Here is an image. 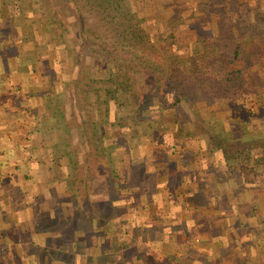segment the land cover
<instances>
[{"label": "rangeland", "instance_id": "rangeland-1", "mask_svg": "<svg viewBox=\"0 0 264 264\" xmlns=\"http://www.w3.org/2000/svg\"><path fill=\"white\" fill-rule=\"evenodd\" d=\"M201 1L162 0L158 7L152 0H126L123 10L134 13L140 27L156 40L161 38L157 42L161 50L166 47L169 54L186 57L199 51L194 38L209 30V23L200 18ZM250 1L257 10L260 5L257 14L264 18V0ZM13 5L14 31H0V117L9 113L14 102L10 91H21L22 95L33 92L27 98L32 100L34 113L21 116L28 120L35 117L40 137L47 144L44 157L50 164V173L38 174L39 181L45 178V184L41 182L44 190L38 195L39 202L30 208L33 230H26L23 224L20 229L25 234H21L15 227L14 235L5 244L1 234L0 264L185 263L186 256L175 259L173 248H185V236L190 235L186 232H191V209L186 207L187 189L192 185L189 171L198 170L201 180L208 173L222 179L224 171L232 172L234 168L229 163L241 151L252 158L241 171L243 183L256 180L259 172L254 170H264V160L259 158L264 154V96L262 106L253 103L240 107L226 101L191 105L183 99L175 102L177 95H170L146 72L131 68L132 55L121 53L108 59L99 52L122 44L116 36L122 24L109 17L114 14L112 8L101 12L87 0H12ZM122 22L129 24L123 19ZM87 29L96 31L94 35L98 37ZM12 57L14 63L26 61L21 71L14 72V81L10 78ZM113 83H123L125 91H108ZM116 97L120 98V106ZM170 108L173 113L167 111ZM84 127L87 138L82 135ZM93 131L101 136V143L95 144L90 155L93 163L104 156L102 153L108 151V156L103 157L101 166L94 165L89 170L91 179L87 177L86 182L90 194L79 191L85 202L79 198L77 204L75 193L58 182L59 173L61 181L65 174L53 161L62 155L61 144L66 142L71 151L66 172L70 173L72 167L83 175L80 163L87 153L83 140H91ZM118 136H122L126 142L122 146L129 151L117 150L116 158H112L114 164L110 159L109 166H114L120 176L114 180L111 176L113 183L119 188L126 183L121 194L120 189L112 190L107 177L105 164L110 151H102ZM54 150H60V155ZM226 158L228 163L220 165ZM125 174L127 177L122 178ZM82 175L77 180L67 177L68 184L77 187ZM229 180L227 176L228 183ZM196 184L200 188L195 194L196 205L202 206L206 202L205 190L202 182L196 180ZM206 190H210L209 195L216 194L213 187ZM38 192L35 190V194ZM4 205L0 208V227L7 228L8 237L12 229L1 222L11 219L12 210ZM78 208L83 215L95 212L97 218L91 217L83 231L81 218L74 227V220L80 217ZM176 233H181L179 240L175 239Z\"/></svg>", "mask_w": 264, "mask_h": 264}, {"label": "trees", "instance_id": "trees-1", "mask_svg": "<svg viewBox=\"0 0 264 264\" xmlns=\"http://www.w3.org/2000/svg\"><path fill=\"white\" fill-rule=\"evenodd\" d=\"M124 1L126 0H87V3L96 5L101 12H107L108 8H112L114 14L109 15V17L113 20H118L119 23L122 24V29L116 30V36L122 39V44H120V46L116 45L110 50L104 48L99 51L107 56L106 58H115L121 53L132 55L134 57V63L131 65V68L137 69L140 72H146L156 83L161 84L170 95H177L175 102H179L183 99L184 102L190 103L191 105L197 103L213 104L216 101L222 103L226 101L234 106L240 107H247L253 103L262 106L261 100L264 96V18L257 14L260 5L256 6L258 7L257 10V8L253 7L254 5H251L250 0H202L200 2V18H204L206 22L209 23V30L207 32H202L200 38H194V40L199 43V51L196 54L182 57L174 53L169 54V50L166 47L161 50L162 48L157 45V42L161 40V38L158 37V40H156L150 32L140 27L141 22L134 18L135 14H131V11L127 13L123 10ZM152 1L158 7H161L162 0ZM129 8L131 10V7ZM122 19L126 20V22L128 21L129 24H123ZM248 19H250V23ZM166 23L171 30L170 36L173 37V30L170 22L167 21ZM86 31L93 33L91 34L92 36L98 37L94 35V33H97L96 31L91 29H87ZM91 49L96 51L94 46H91ZM112 62H115V65L118 66L117 60ZM108 91H125V86L123 83H113ZM115 101L118 106L121 105L119 97H116ZM167 111L173 113L172 108ZM134 120L136 119L134 118ZM133 123L135 125L138 124L137 121ZM82 130L83 137L87 138L83 133L86 127L82 128ZM90 137L91 140H83V147L87 152L84 153V159L82 163H80L84 170L83 175L81 170L80 172H76L72 167L69 168L71 169L70 173L68 171L66 172L67 155L71 153L69 150L70 146L66 144V142H62L61 144L62 153L60 150H54V154L60 155L61 153L62 155L53 162H55L65 174L61 181V174L59 173L58 182L65 185L67 191L69 190L75 193L73 199L74 203L77 204H80L79 201H77L79 198L80 201L85 202L79 191L82 189L81 192L90 191V187L89 185L87 186L86 182L87 177L91 179L89 170L92 169L94 165L98 166L100 162H103V157L108 156L107 150L110 151V154L105 165L112 190L114 189L117 191L120 189L121 194L123 188H126L124 186L126 184L124 181L125 184L123 185L121 183L120 188L113 183L114 178L117 179L120 178V176L117 174L114 166H112V168L109 166L110 159L114 164L112 158H116L115 155L118 152L117 150H121L120 148H124L122 145H126V142L121 138L122 136L114 138L110 144L102 149V151H107V153H102L101 155L104 156H101V159L95 158L97 163H93L94 160L91 159L90 155L93 148H95V144L101 143L99 141L101 136L97 131H93L90 133ZM104 140H107L106 137ZM92 141H94V143ZM119 142L121 146L118 145ZM124 151L127 153L129 149L124 148ZM260 156L259 158L264 160V154ZM60 158L65 161V165L62 164ZM71 158V156H68V159ZM250 159H252L250 155L244 156L241 151H239L238 154L233 156L229 165L242 171L246 169L245 163H248ZM179 160H181V158H179ZM232 160H234L233 163ZM253 160H256V158ZM225 162L228 163L227 158ZM80 175L83 177L78 180L77 187L73 185V183L68 184L70 181L68 178L77 180ZM111 176H113V180ZM125 177H127V174L123 175L122 178ZM159 181L158 179V182ZM89 194L90 192L87 193V196ZM118 195H116L115 198H117ZM87 202L92 210L95 209L92 205L93 203L89 200H87ZM76 211L79 213L80 217L74 220V227L77 219L81 218L83 222L82 231L89 225V222H87L88 220L92 218L97 219L95 212L91 216L83 215V212L80 213V208ZM67 212H71V215L73 214L72 210H67ZM75 213L76 212H74V216ZM94 223L93 220L92 224ZM27 263L26 261V264Z\"/></svg>", "mask_w": 264, "mask_h": 264}, {"label": "crops", "instance_id": "crops-1", "mask_svg": "<svg viewBox=\"0 0 264 264\" xmlns=\"http://www.w3.org/2000/svg\"><path fill=\"white\" fill-rule=\"evenodd\" d=\"M0 6V31H14L12 0H0ZM11 61L13 65L10 68V78L14 81V72L21 71V65L26 66V61L17 59L18 62L14 63V57ZM32 93L25 92L22 95L21 91H10L9 95L14 102H11L9 113L6 111L0 117V208L5 203L4 207L12 210V217H9L11 219L1 222L7 223L12 229L7 237V228L0 227V238L2 234L4 244L10 241V235H14L15 227L21 234H25L24 229H20L23 224H26V230H33L31 223L33 224L34 219L30 208L39 202L38 195L44 190L42 183L45 184V178L39 181L38 174L41 172L48 176L50 173V164L44 157L47 144L40 137L35 117L28 120L21 116L34 113L32 100L27 98ZM47 156L49 155L46 154ZM223 164L226 162L223 161L220 165ZM33 167L37 172H34ZM190 171L192 185L187 189L189 197L186 207L191 209L188 219L192 223L189 226L191 232H186L190 234L185 236L186 250L177 248V245L173 248L175 259L186 256V262L181 264H264V170L255 169V172H259L257 179L246 184L237 168L230 174L224 171L222 179L208 173L201 180L197 175L200 174L198 170ZM227 176H230L229 183L233 184V189L226 181ZM196 180L202 182L205 190L206 202L202 206L196 205L195 201V194L200 189ZM36 183L37 189L34 185ZM211 187L216 191L214 196L209 195L210 190H206ZM35 190L39 192L35 194ZM180 236L181 233H176L175 239L179 240Z\"/></svg>", "mask_w": 264, "mask_h": 264}]
</instances>
